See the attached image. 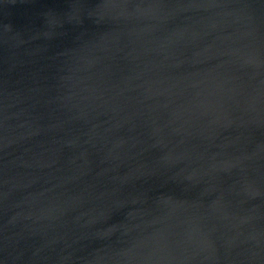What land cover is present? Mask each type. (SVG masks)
I'll list each match as a JSON object with an SVG mask.
<instances>
[{"label": "water", "instance_id": "water-1", "mask_svg": "<svg viewBox=\"0 0 264 264\" xmlns=\"http://www.w3.org/2000/svg\"><path fill=\"white\" fill-rule=\"evenodd\" d=\"M0 264H264V0H0Z\"/></svg>", "mask_w": 264, "mask_h": 264}]
</instances>
